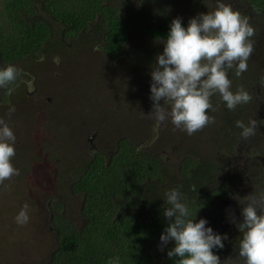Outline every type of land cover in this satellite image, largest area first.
<instances>
[{
	"label": "trees",
	"instance_id": "obj_1",
	"mask_svg": "<svg viewBox=\"0 0 264 264\" xmlns=\"http://www.w3.org/2000/svg\"><path fill=\"white\" fill-rule=\"evenodd\" d=\"M222 2L247 17L255 30L250 38L254 52L247 61V71L240 76L235 68L228 71L231 91L244 89L252 96V104L254 84L264 79V0ZM216 6V0H0V69L13 65L20 70L14 83L7 89L0 88V100L12 98L6 94L19 81L35 77L32 71L36 66L45 63L53 66L55 58L65 55L72 60L65 72L77 76L97 58L102 57L105 62L126 61V72L145 74L146 88L141 98L152 103V66L163 52L171 22L179 17L187 27L191 18L213 12ZM81 87L79 79L75 91H81ZM210 100L215 111L208 110V115H216L215 123L192 134L194 140L207 146L200 144L202 150H198L199 142L190 146L194 141L191 139L184 145L171 146L169 152L176 155L175 163L165 158L166 141H160L162 146L158 150L125 128L120 132L107 129L101 140L95 142L92 154L76 150L72 157L65 158L52 148V140L36 146L32 151L38 152L39 148L41 151L33 156L26 147H19L14 157L26 164H17L21 170L35 168L45 160L44 169L54 170L47 174L56 177L59 194L53 196L66 192L67 196L76 193L80 198L81 223L63 212L58 199L46 200V212L41 218L47 228L46 238L52 237L46 264H109L110 259L117 257L119 264H179L180 258L167 256L174 241L163 246V256L157 248L169 223L163 214L171 206L166 193L178 189L191 214L189 219L195 217L197 203L189 196L212 166L208 161L215 154L212 149L230 148V136L239 138L242 129L236 127V122L245 123L243 109L249 104L229 110L219 93ZM92 109L95 119L89 128L98 127L99 134L109 120H128L129 113L125 111L110 118L95 105ZM136 120L132 119L135 125ZM168 129H172L173 138L180 131L171 120ZM183 134L188 136L185 131Z\"/></svg>",
	"mask_w": 264,
	"mask_h": 264
},
{
	"label": "clouds",
	"instance_id": "obj_2",
	"mask_svg": "<svg viewBox=\"0 0 264 264\" xmlns=\"http://www.w3.org/2000/svg\"><path fill=\"white\" fill-rule=\"evenodd\" d=\"M216 2L213 12L191 18L187 27L182 25L181 18L173 19L163 41V52L157 55L152 66V118L165 125L170 119L175 128L188 135L215 123L214 117L208 115V110L215 111L210 100L214 94H220L229 110L252 100L242 88L235 93L231 91L228 71L235 68L237 76L247 71V61L254 52L250 38L255 30L239 11L222 0ZM19 72L13 65L0 69V88L7 89ZM11 91L9 89V94ZM13 112L14 106L9 108V115ZM258 124H264V120L251 119L248 125L238 120L236 127L242 129L241 137L247 140L256 134ZM15 142V134L0 119V184L19 174L11 162L16 154ZM166 198L171 206L163 214L169 223L160 241L164 247L174 241V247L167 251L169 258H180L179 264H264V189H254L243 198L233 197L241 205L243 219L237 222L234 214H230L229 219L243 238L235 259L230 256L223 262L213 249H223L227 236L206 227V219L198 222L189 219L191 214L178 189L168 191ZM28 207L25 204L16 217L21 226L29 220ZM109 264H119V258L110 259Z\"/></svg>",
	"mask_w": 264,
	"mask_h": 264
},
{
	"label": "rangeland",
	"instance_id": "obj_3",
	"mask_svg": "<svg viewBox=\"0 0 264 264\" xmlns=\"http://www.w3.org/2000/svg\"><path fill=\"white\" fill-rule=\"evenodd\" d=\"M58 57L60 58H55L57 62L53 61V66L45 63L36 66L32 71L36 76L28 83V89L36 86L38 88L36 95H27L26 99L17 98L16 103L12 104L10 101L12 105L0 104V119L8 124L16 136L14 145L16 154L19 153L18 148L21 146L26 147L31 156L38 153L32 150L36 148L37 139L40 138L44 142L52 140V148L57 149L61 156L72 157L79 143L63 144L61 140L68 134V131H65V123L72 124L73 119H76L75 122L84 121L74 130L84 134V143L89 144L86 138L90 133L89 123L95 119L92 105L108 114L110 118L118 117L124 111L129 113L127 121L119 118L107 121L101 127L100 134L94 139V144L101 140L107 129L109 132H120L121 128H125L135 137L139 134L140 139L146 140L158 150L162 146L160 141H166L165 158L173 163L176 155L170 153L169 148L184 145L189 139L194 140V136L184 135L183 130L177 131L173 138V135H170L172 129H168L170 119L165 125L152 118V113L149 112L152 103L146 98L145 100L141 98L145 94V74L138 75L137 71L126 72L124 70V66L128 64L126 61L105 62L101 61L102 57L97 58L88 63L83 68L82 74L77 76L75 73L65 72L69 66L67 64L72 60H68V56L65 55ZM61 62L64 65L57 64ZM75 65L79 66L77 63ZM102 76L108 82V92L103 89ZM79 79L82 87L81 91L76 92L75 84ZM262 88H264V79L261 83L254 84L255 93ZM72 95L75 97H68ZM121 105L126 108H121ZM13 106L15 112L9 115V108ZM58 107L60 109H54ZM116 112L118 113L114 114ZM134 117L137 118L136 125L132 122ZM212 117L215 118L216 115ZM30 127L34 131L33 140L28 131ZM27 140H31L32 144L28 145ZM197 142H199L198 150H202L200 144L207 146L201 140L191 141L190 146L196 145ZM222 150L224 149L221 146L219 149H212L216 154ZM11 162L19 170V174L18 178L13 176L0 184V264H46L52 237L46 238L47 228L41 217L44 211L46 212V200L59 194L56 177L47 174L54 170L44 169L45 160L43 164L40 163L35 168L28 167L26 171L19 168L25 163L18 157H13ZM25 204L29 206L27 213L29 220L21 226L16 222V217ZM65 212L73 221L80 222L76 207H71Z\"/></svg>",
	"mask_w": 264,
	"mask_h": 264
},
{
	"label": "flooded vegetation",
	"instance_id": "obj_4",
	"mask_svg": "<svg viewBox=\"0 0 264 264\" xmlns=\"http://www.w3.org/2000/svg\"><path fill=\"white\" fill-rule=\"evenodd\" d=\"M68 45L73 46L70 43ZM33 79L34 75H31L27 80L19 81L11 91L16 93V96L13 93L6 94L12 98L1 99L0 104L12 105L17 102V98L26 99L27 95H36V91H38L36 86H33V89H28V83L32 82ZM102 81L104 82L103 89L108 92V82L103 79V76ZM49 84L51 85V83ZM10 101H12V104H10ZM121 108L125 109L126 107L121 105ZM243 115L246 125L251 119H256L258 122L264 120V90L261 93L259 91L254 94L252 104L250 101L246 109H243ZM83 123L84 121H77L72 124L65 123V131H68V134L61 141L64 145L79 143L78 151L92 154L96 150L94 139L99 135L97 133L98 127L89 128L90 133L86 137L89 144H85L84 134L74 130ZM89 124L91 125V122ZM28 131L33 140L34 131L32 127ZM229 140L230 148H225L210 156L208 161L212 163V166L207 168L205 178L199 179L200 184L194 186L195 191H192L191 196H189L194 198V204L197 203L194 210V222H198L202 218L206 219L208 221L206 227H211L214 233L227 236V239L223 241L225 245L223 249H213L214 253L220 257L221 262L230 256L235 259L238 255L239 242L243 238V234L229 219L230 214L236 216L237 222L243 219L241 205L233 197L238 195L243 198L253 193L254 189H264V124H258L256 134L247 140L243 139L241 134L237 140L234 136H230ZM29 141L31 140H27L26 143ZM42 144L45 145L44 141L38 138L37 146H43ZM40 151L41 148L38 152ZM56 197L53 198L61 202L63 212L71 207H76L77 214L82 220V215L79 213L80 198L78 194L70 193V196H67V193L64 192ZM50 206L51 204L48 203L49 209ZM65 213L69 216L67 212ZM81 220L79 223H81Z\"/></svg>",
	"mask_w": 264,
	"mask_h": 264
},
{
	"label": "water",
	"instance_id": "obj_5",
	"mask_svg": "<svg viewBox=\"0 0 264 264\" xmlns=\"http://www.w3.org/2000/svg\"><path fill=\"white\" fill-rule=\"evenodd\" d=\"M48 224H49V225L51 224V215H50V217H49V222H48ZM157 248L159 249L161 255L163 256V245H162L160 239H159L158 242H157Z\"/></svg>",
	"mask_w": 264,
	"mask_h": 264
}]
</instances>
